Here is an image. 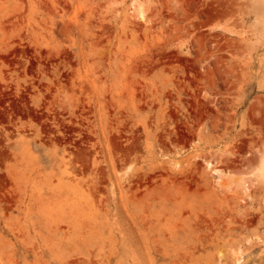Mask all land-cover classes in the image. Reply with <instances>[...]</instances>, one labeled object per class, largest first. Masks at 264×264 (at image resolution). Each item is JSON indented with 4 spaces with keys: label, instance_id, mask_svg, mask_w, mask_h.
Wrapping results in <instances>:
<instances>
[{
    "label": "rangeland",
    "instance_id": "374dc122",
    "mask_svg": "<svg viewBox=\"0 0 264 264\" xmlns=\"http://www.w3.org/2000/svg\"><path fill=\"white\" fill-rule=\"evenodd\" d=\"M261 140L263 0H0V264H264Z\"/></svg>",
    "mask_w": 264,
    "mask_h": 264
},
{
    "label": "bare ground",
    "instance_id": "6f19581e",
    "mask_svg": "<svg viewBox=\"0 0 264 264\" xmlns=\"http://www.w3.org/2000/svg\"><path fill=\"white\" fill-rule=\"evenodd\" d=\"M260 1H262V0H260ZM263 1H264V0H263ZM140 10H141V9H140ZM135 11H136V10H135ZM141 11H143V10H141ZM136 12H137V11H136ZM139 12H140V11H139ZM136 14H137V13H136ZM139 15H140V17H141V19H142V18H143V14H142V12H140ZM139 20H140V19H139ZM141 21H142V20H141ZM261 136H262V135H261ZM261 142H262V140H261ZM261 142H260V143H261ZM263 142H264V141H263ZM263 142H262V143H263ZM263 150H264V149H263ZM259 151H260V152H259ZM259 151H258L259 153L262 152L261 149H260ZM262 153H264V151H263ZM262 153H261V154H262ZM260 156H261V155L259 154V158H260ZM259 158H258L259 165H258V166L255 165L256 168L258 167L257 169L255 168V169H256L255 171L257 172L258 177H259V176H262V177H261V178L259 177V179H257V178H256V175H257V174H255L254 177L256 178V181H257V180L260 181V180H262L263 177H264V154H262V156H261L260 159H259ZM208 166H211V164H208ZM252 170H253V169H252ZM251 172H252V171H251ZM214 173H216L217 175H220V174H219V170H214ZM248 175H249V174H248ZM219 178H220V176H219ZM243 178H244V177H243ZM246 179H247V178H246ZM251 179H252V176H251ZM248 180H249V179H248ZM218 181H219V180H218ZM262 182H263V183H262ZM262 182H261V183L264 184V179L262 180ZM244 183H245V181H244ZM255 183H256V182H255ZM255 183H254V184H255ZM257 183H258V182H257ZM242 184H243V183H242ZM259 184H260V183H259ZM250 185H251V184H250ZM260 185H261V184H260ZM243 186H245V185L243 184ZM246 186H247V188H246V187L243 188V189H245L244 192H245V191L247 192L248 189H249L248 185H246ZM251 186H252V185H251ZM263 187H264V186H263ZM249 190H250V189H249ZM247 194H248V192H247ZM245 196H247V195H245ZM248 198H250V197H248ZM263 201H264V200H263ZM236 261H239V259H236Z\"/></svg>",
    "mask_w": 264,
    "mask_h": 264
}]
</instances>
